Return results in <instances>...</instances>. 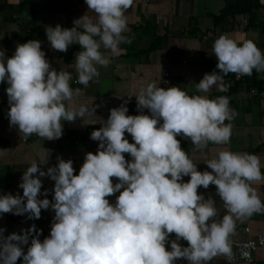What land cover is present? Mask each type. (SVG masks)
<instances>
[{
	"label": "clouds",
	"instance_id": "9594fccd",
	"mask_svg": "<svg viewBox=\"0 0 264 264\" xmlns=\"http://www.w3.org/2000/svg\"><path fill=\"white\" fill-rule=\"evenodd\" d=\"M84 2L88 11L73 21L72 28L46 26L45 35L59 52L80 46L75 53V83L87 87L99 78L97 66L110 63L101 49L115 55L122 43L132 42L124 33L130 31L126 13L134 0ZM41 47L38 40H28L17 44L10 58L0 51V83L7 85L9 126L25 140L36 135L53 141L62 137L63 122L91 117L94 109L66 106L81 89L71 87L69 72L51 67ZM212 51L218 71L204 74L194 84L197 93L214 87L227 92L230 85L224 76L230 73L240 78L251 76L253 70L264 72V53L252 40L238 43L220 35ZM135 99L141 114L128 115L125 101L110 109L107 120L91 132L97 151L85 154L78 174L72 160L57 157L46 171L33 160L20 178L22 195H0V214L38 220L42 210L54 213L50 233L42 241L34 224L7 236L0 228V264L18 260L22 264H176L181 259L187 264H211L219 257L234 264L237 254L231 237L236 235L237 222L264 215V202L253 187L264 183L260 158L221 150L205 163L211 172H201L177 139L182 136L198 150L209 144L228 145L231 121L237 115L229 97L209 99L151 82ZM145 109L148 115L143 114ZM43 177L54 181L51 201L39 198L48 195L47 189L41 192ZM210 185L223 205L222 217L211 196L198 194L199 188L207 190ZM116 193L115 203H110L107 198ZM254 247L253 242L241 245L239 257L250 264L249 249Z\"/></svg>",
	"mask_w": 264,
	"mask_h": 264
},
{
	"label": "crops",
	"instance_id": "0c3cea01",
	"mask_svg": "<svg viewBox=\"0 0 264 264\" xmlns=\"http://www.w3.org/2000/svg\"><path fill=\"white\" fill-rule=\"evenodd\" d=\"M22 0H0V5H17ZM264 7V0H259ZM223 0H134L133 6L128 9V27L130 31L124 33L132 39L130 44L122 43L120 51L112 55L109 50L101 49L110 63L107 67H98V80L90 82L87 87L73 84L77 73L75 70V53L79 52V45L69 46L67 52L53 50L45 35L46 26L60 25L63 29L73 27V21L83 16L87 11L84 0H47L32 7L30 14L23 18V14L6 9L0 13V51L10 58L17 44L28 40L41 42V50L52 68L67 71L72 76L70 82L73 89L80 88L81 94L66 106L78 109L84 106L94 109V115L84 119L77 118L74 122H63V134L60 139L47 141L32 135L26 143L15 127L9 126V120L3 111L8 109L5 83H0V195L20 194L18 187L24 171L37 161L41 170L46 171L57 163V157L73 161L74 174H78L86 153H96L98 142L90 139V134L101 127L109 116V110L124 104L128 108V115L141 114L137 111L136 95L142 87L155 82L159 87H180L189 95L207 96L215 99L223 92L215 87L208 93H197L196 83L206 73L218 71L212 45L220 35H228L238 43L252 40L264 53V8L257 11L255 27H248L249 15H234L219 19L218 16L224 7ZM148 18L144 16V12ZM167 70L170 75L169 85L163 82L161 72ZM247 76L237 78L235 74L224 76V82L235 91L229 96L230 107L237 113L232 124V136L228 145L209 144L206 149L198 150L191 142L178 136L182 150L197 166L198 171H209L205 164L215 158L221 150L233 152H247L255 154L261 161V172L264 173V72H256L255 86L246 79ZM259 85V86H257ZM256 91L255 94L251 90ZM143 114L149 113L145 109ZM226 123H228L226 121ZM132 143L131 136L125 134ZM126 160L131 158L124 154ZM47 157V158H46ZM46 160V162H45ZM42 179L41 192L48 190L47 197L40 199L52 200L54 181L47 177ZM189 178L184 177L187 182ZM113 178V183H116ZM262 202H264V183L254 184ZM198 194L205 198L211 196L216 201L220 215L224 214L223 205L215 195V186L210 185L207 190L202 187ZM114 196L108 197L110 203H115ZM54 213L49 210L41 211V218L29 220L27 216L0 214V228H4V235L13 232L20 234L21 229L27 230L31 225L42 234V241L50 233V225ZM249 227L248 236L243 229ZM264 235V215H254L245 223L237 222L236 235L233 241L241 242L247 237ZM174 239V235L170 236ZM183 246L187 242L181 240ZM26 252L27 245L22 246ZM255 264H264V248L254 254ZM17 264H22L21 260ZM176 264H187L183 259ZM211 264H225L223 257L216 258Z\"/></svg>",
	"mask_w": 264,
	"mask_h": 264
},
{
	"label": "trees",
	"instance_id": "16d2710c",
	"mask_svg": "<svg viewBox=\"0 0 264 264\" xmlns=\"http://www.w3.org/2000/svg\"><path fill=\"white\" fill-rule=\"evenodd\" d=\"M46 2L47 0H22L17 5H9L3 4L0 5V13L6 9L10 11L23 14V18H26L32 14H30V10L32 7H36V5H40L41 2ZM224 7L222 8L218 18L223 19L224 17H232L234 15H249L248 27H255L257 23V11L261 8H264L259 0H223ZM255 76L256 71L253 70V74L251 76H247L246 79L251 83L252 86H255ZM259 86V85H257ZM235 91V88L229 87L227 92H223L221 95H231Z\"/></svg>",
	"mask_w": 264,
	"mask_h": 264
},
{
	"label": "built area",
	"instance_id": "2783aa9c",
	"mask_svg": "<svg viewBox=\"0 0 264 264\" xmlns=\"http://www.w3.org/2000/svg\"><path fill=\"white\" fill-rule=\"evenodd\" d=\"M144 16L146 18H148V14L146 13V11L144 12ZM161 76H162V79H163L164 84L166 86H168L169 85V82H170L169 72L167 70H163L161 72ZM73 84H77V83H75V81H73ZM251 93L252 94H255L256 91L254 89H252L251 90ZM7 113H8V110H4L3 111L4 116L8 118ZM22 142L23 143H26L27 140H25L22 137ZM242 232H243V234L245 236H248L249 235V232H250L249 227H245ZM262 241H264V235H256V236H253V237H247L246 240L241 241V242L233 241V251L236 252V254H237V258L234 261V264H249V261L244 260V259H241L239 257V248H240V246L243 245V244L249 243V242H253L255 244V247L254 248L249 249V251L251 252V256H252V259H251L250 264H255V261H254V254H255V252L258 251L261 248H264V243H262ZM224 262H225V264H228V262L225 259H224Z\"/></svg>",
	"mask_w": 264,
	"mask_h": 264
}]
</instances>
